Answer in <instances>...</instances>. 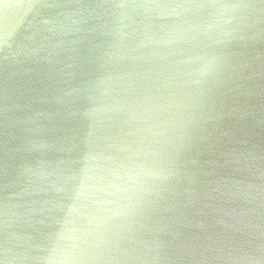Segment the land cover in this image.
I'll return each instance as SVG.
<instances>
[{
  "label": "water",
  "instance_id": "95a60500",
  "mask_svg": "<svg viewBox=\"0 0 264 264\" xmlns=\"http://www.w3.org/2000/svg\"><path fill=\"white\" fill-rule=\"evenodd\" d=\"M0 264H264V0H0Z\"/></svg>",
  "mask_w": 264,
  "mask_h": 264
}]
</instances>
